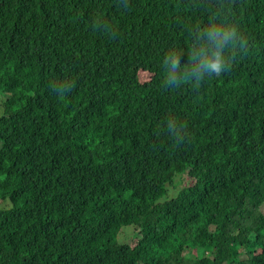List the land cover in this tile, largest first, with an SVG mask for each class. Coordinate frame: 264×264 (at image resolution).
Wrapping results in <instances>:
<instances>
[{"label": "trees", "instance_id": "trees-1", "mask_svg": "<svg viewBox=\"0 0 264 264\" xmlns=\"http://www.w3.org/2000/svg\"><path fill=\"white\" fill-rule=\"evenodd\" d=\"M1 199L0 264H264V0H0Z\"/></svg>", "mask_w": 264, "mask_h": 264}, {"label": "clouds", "instance_id": "clouds-1", "mask_svg": "<svg viewBox=\"0 0 264 264\" xmlns=\"http://www.w3.org/2000/svg\"><path fill=\"white\" fill-rule=\"evenodd\" d=\"M209 35L212 39H215L217 37V35H219V33L212 31L209 33ZM233 37L238 39V34H237V30L235 27H233L230 32H224V34L221 38V41L226 42L230 39H233ZM225 63H226V55L223 52L214 51L211 54V57L208 58L207 60H205L201 64V67H202L204 72H207L210 75H212L213 73H215L216 75H219L224 70ZM178 67H179V61L174 60L172 63V72L169 74L168 80L170 83H172L173 81H176V83L179 85L183 82L189 81L191 79V77L189 76L188 73H185L184 74L185 79L179 80L175 74L176 69ZM191 75H195V70H193Z\"/></svg>", "mask_w": 264, "mask_h": 264}, {"label": "rangeland", "instance_id": "rangeland-1", "mask_svg": "<svg viewBox=\"0 0 264 264\" xmlns=\"http://www.w3.org/2000/svg\"><path fill=\"white\" fill-rule=\"evenodd\" d=\"M175 195V193L173 191L170 192V196L173 197ZM12 207V204L9 200H0V210L1 209H10ZM133 227H129V228H126L124 230H128L126 231V233L124 234V236H122V239H120V242L121 243H129L128 241L131 239L132 237V230Z\"/></svg>", "mask_w": 264, "mask_h": 264}]
</instances>
